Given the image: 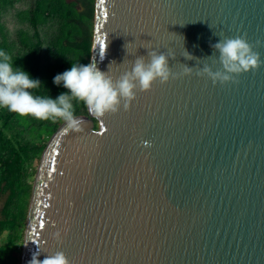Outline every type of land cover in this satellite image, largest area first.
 <instances>
[{
    "label": "water",
    "instance_id": "95a60500",
    "mask_svg": "<svg viewBox=\"0 0 264 264\" xmlns=\"http://www.w3.org/2000/svg\"><path fill=\"white\" fill-rule=\"evenodd\" d=\"M237 36L264 61V0L93 1L88 63L117 79L156 50L193 73L100 119L86 107L80 132L57 126L19 264L56 251L70 264H264V64L224 84L195 74L221 69L211 45Z\"/></svg>",
    "mask_w": 264,
    "mask_h": 264
},
{
    "label": "trees",
    "instance_id": "16d2710c",
    "mask_svg": "<svg viewBox=\"0 0 264 264\" xmlns=\"http://www.w3.org/2000/svg\"><path fill=\"white\" fill-rule=\"evenodd\" d=\"M14 1L0 0V50L12 58L14 67L41 82L31 90L34 95L56 98L67 89L54 85V76L89 61L93 0H80L79 8L75 0H30L27 8L13 12L22 25L14 32L16 41L8 40L2 22ZM73 104L74 115H86L83 102ZM62 121L39 120L0 108V264H19L34 162Z\"/></svg>",
    "mask_w": 264,
    "mask_h": 264
},
{
    "label": "clouds",
    "instance_id": "9594fccd",
    "mask_svg": "<svg viewBox=\"0 0 264 264\" xmlns=\"http://www.w3.org/2000/svg\"><path fill=\"white\" fill-rule=\"evenodd\" d=\"M211 47L214 53H219L221 69L213 71L205 64L202 68L196 67L195 74L207 76L214 85L217 82H235V76L249 70L255 71L264 64L259 53L253 51V45L242 36L220 38ZM184 57L193 59L186 51ZM170 58H174L172 53L150 50L147 62L145 57H137L132 62L131 70L125 71L117 79H113L108 72L100 71L95 62L73 64L70 69L54 76L52 81L54 85H63L67 92L51 98L34 95L31 90L39 88L41 82L31 78L22 68L14 67L12 58L0 50V108L39 120L61 119L67 130L80 132L83 130L82 122L74 115V100L83 102L88 112L98 119L106 114L117 113L121 106L123 110H128L136 92L150 90L156 80L165 83L170 77L175 79L178 75L193 73L194 68L186 65L181 73H172L168 63ZM144 143L147 145L148 142ZM52 236L60 239L61 232L57 230ZM38 255L39 253L34 254L29 264H70L62 251L46 255L43 260H39Z\"/></svg>",
    "mask_w": 264,
    "mask_h": 264
},
{
    "label": "rangeland",
    "instance_id": "374dc122",
    "mask_svg": "<svg viewBox=\"0 0 264 264\" xmlns=\"http://www.w3.org/2000/svg\"><path fill=\"white\" fill-rule=\"evenodd\" d=\"M75 1H76L75 7L79 8L81 6V1L80 0H75ZM29 2H30V0H15L13 5L11 6L10 10L7 12V14L2 16L3 26H4V29L6 31V36H7L8 40L14 39L16 41L17 38H16V35L14 32L17 28L22 27V25L19 24L17 22V20L15 19L13 12L15 10H18V9L27 8L29 5ZM92 20H93V18H92ZM38 32H39V34L42 35V30L40 28H38ZM37 163H38V160H36L34 162V173H35V168L37 166ZM34 173L31 176V184H32L33 179H34ZM2 200H3V198H2V196H0V206H1ZM28 202H29V199H28ZM20 249H21V246H20ZM19 256H20V254H19Z\"/></svg>",
    "mask_w": 264,
    "mask_h": 264
},
{
    "label": "flooded vegetation",
    "instance_id": "af4514ba",
    "mask_svg": "<svg viewBox=\"0 0 264 264\" xmlns=\"http://www.w3.org/2000/svg\"><path fill=\"white\" fill-rule=\"evenodd\" d=\"M94 1V0H93Z\"/></svg>",
    "mask_w": 264,
    "mask_h": 264
}]
</instances>
